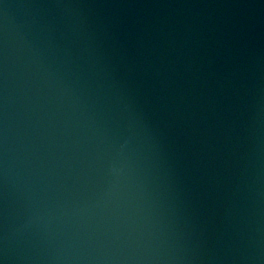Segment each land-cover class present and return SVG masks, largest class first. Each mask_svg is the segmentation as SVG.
Returning <instances> with one entry per match:
<instances>
[{
    "label": "water",
    "instance_id": "95a60500",
    "mask_svg": "<svg viewBox=\"0 0 264 264\" xmlns=\"http://www.w3.org/2000/svg\"><path fill=\"white\" fill-rule=\"evenodd\" d=\"M0 264H264V0H0Z\"/></svg>",
    "mask_w": 264,
    "mask_h": 264
}]
</instances>
